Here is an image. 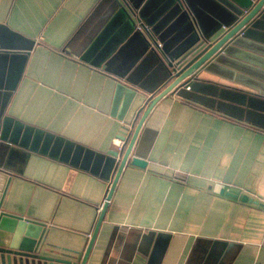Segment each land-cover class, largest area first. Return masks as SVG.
Returning <instances> with one entry per match:
<instances>
[{
  "label": "crops",
  "instance_id": "0c3cea01",
  "mask_svg": "<svg viewBox=\"0 0 264 264\" xmlns=\"http://www.w3.org/2000/svg\"><path fill=\"white\" fill-rule=\"evenodd\" d=\"M117 1L0 0V207L44 221L52 256H82L126 120L168 82L192 18L211 31L225 13ZM242 42L264 53V19ZM231 61L152 106L136 145L146 165H124L86 264L264 261V66Z\"/></svg>",
  "mask_w": 264,
  "mask_h": 264
},
{
  "label": "water",
  "instance_id": "95a60500",
  "mask_svg": "<svg viewBox=\"0 0 264 264\" xmlns=\"http://www.w3.org/2000/svg\"><path fill=\"white\" fill-rule=\"evenodd\" d=\"M117 2L123 8L126 7L121 0ZM180 2L183 6L187 2L192 10L193 3L190 0H180ZM210 2L215 5L217 11L225 12L224 19L221 18L222 21H219L217 27L209 31L203 25L201 26L199 20L195 21L192 18L194 34L192 33L189 36L190 39L182 43L179 50L168 54L166 62L168 82L159 91L151 92L140 98L135 108L136 114L134 112L136 117L126 120L132 126V132L128 130V133H122L123 145L109 150L113 162L109 160L106 162L107 166L115 168V175L107 190V198L111 197L120 172L127 162L146 165L145 155L137 152V138L147 114L161 96L174 92L185 95V88L192 85L195 79L202 77L204 69H213L223 61L230 63L235 56L264 66V53L249 48L242 42L250 35L253 27L258 26L264 19V0H210ZM187 12L190 16L189 11ZM195 15L197 16L196 13ZM219 28L222 30L215 34ZM143 106H145L144 110L137 119ZM7 176V170L0 167V205ZM227 192L235 194L233 191ZM241 197L244 200L251 199L247 193H243ZM106 203L105 200L79 259L52 256L40 252L45 229L44 221L0 207V264H86V257Z\"/></svg>",
  "mask_w": 264,
  "mask_h": 264
},
{
  "label": "built area",
  "instance_id": "2783aa9c",
  "mask_svg": "<svg viewBox=\"0 0 264 264\" xmlns=\"http://www.w3.org/2000/svg\"><path fill=\"white\" fill-rule=\"evenodd\" d=\"M140 27H142V25H140ZM160 43V42H159ZM123 141H124V139L123 138H120L119 139V147H121L122 145H123ZM107 199H109V198H107L106 197V193L104 194V196H103V199H102V201L100 202V205L99 206H102V203L105 201V200H107ZM253 264H264V261H255Z\"/></svg>",
  "mask_w": 264,
  "mask_h": 264
}]
</instances>
